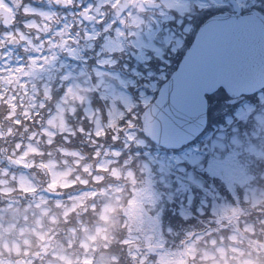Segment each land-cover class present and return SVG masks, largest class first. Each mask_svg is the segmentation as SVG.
I'll return each instance as SVG.
<instances>
[{
	"label": "clouds",
	"instance_id": "obj_1",
	"mask_svg": "<svg viewBox=\"0 0 264 264\" xmlns=\"http://www.w3.org/2000/svg\"><path fill=\"white\" fill-rule=\"evenodd\" d=\"M136 2L103 0L117 14ZM49 3L57 7L0 0V264H96L98 252L113 249L107 264H120L121 254L129 264H158L142 242L141 217L129 214L128 201L141 199L140 188L131 187V169L114 164L102 139L69 121L73 93L57 99L43 84L33 86L37 70L55 55L45 49L75 39L74 21L95 11L84 0ZM65 16H71L67 23ZM17 48L23 56L10 55ZM249 214L255 222H244ZM223 215L222 227L232 224L236 231L203 243L186 235L173 250L175 264H264V197Z\"/></svg>",
	"mask_w": 264,
	"mask_h": 264
},
{
	"label": "rangeland",
	"instance_id": "obj_2",
	"mask_svg": "<svg viewBox=\"0 0 264 264\" xmlns=\"http://www.w3.org/2000/svg\"><path fill=\"white\" fill-rule=\"evenodd\" d=\"M80 50H82V48ZM78 51L79 50L75 47L74 53L77 54ZM54 52L58 53L56 50ZM61 60L64 61L63 57ZM75 60L79 61V59ZM135 68L138 69V67ZM136 69L132 71L136 73ZM157 71V69L152 70L150 78L153 77ZM164 71L167 73L166 69H164ZM120 72H123V68L116 69L113 76L109 73V79L102 78L101 80L97 75L104 73V70H100L98 67L76 65L75 68H69L67 70L62 69L60 71V80L58 83L53 84L51 93L53 97L57 99L59 98V96H57L59 93L64 92L65 99H68L67 93H73L69 100V103L73 105L69 121L72 124L77 122L83 123L85 132H87L88 135L94 134L96 136L97 134L101 139L102 136H106L105 134L111 130L120 137L123 135L121 125L124 124L126 127L133 129L140 121L138 117L142 110L151 102L152 97L143 93L148 89H155L157 86L156 84L146 82L149 77L147 74H145V76H148L146 81L132 78L133 82L132 79L127 82H116V75L119 76ZM38 74H40V72H38ZM69 77L71 80H69ZM37 79L38 76L33 83H35ZM121 88L131 91L133 95ZM251 97H247L246 99L248 101L238 106L232 119L229 117L231 120L228 119L227 122L223 121V123L220 124V137H209L210 139L207 137L206 140L199 139L197 141V145L201 151L200 156H198V154L193 155L195 158H191V161H189L186 156H183L182 161H185L183 164L189 161L187 166L183 165L179 169L174 168L176 170L170 169L165 160H158L152 157L155 150L147 143L143 144L142 147L136 151L137 164L144 159H146L148 163L145 164L142 170V172L144 171L145 173L139 174L140 178H136L141 180L140 182H136V189L138 187L140 188L139 196L143 195L145 198H141L140 200L136 199V203L133 200H129V214L135 217H141L139 231L144 233V237H148V240H146L147 244L152 241L153 244L156 245L165 244L168 246L165 247L164 251L158 253V258L161 259L162 262L175 264L173 250L176 248L172 249V247L174 245L178 247L180 241L186 235L201 236L202 239L198 243L207 241L205 240L206 238L215 237L210 236L214 228L208 229L206 232L199 233V231L208 225H215V227L224 225L225 216L223 213L234 207V205L227 201H218V194L213 187L206 180L195 178L189 171L194 172L196 175L209 168H214L216 174L219 175L220 178H227L229 180L228 183L231 186V190L226 192V194H228L230 201L238 206L245 205L246 203L244 202L255 201L260 197H264V189L257 187V185L264 187V181L257 185L254 182L257 178V174L255 173H260L264 170V99H262V94L260 92L261 106L255 109L254 105L249 102L253 101ZM228 100L229 98L225 96L222 91L216 92L210 105L211 108L209 112V119L212 122H216L220 119L219 112L223 113V106L226 105L224 109H234L236 103L229 102ZM257 105L259 107V104ZM85 108L87 109L85 110ZM237 128L239 129L240 135L237 136L235 140H226V137H230L231 130ZM92 129L96 131L93 133ZM101 130H103V132ZM130 130H125L127 134L126 137H128L130 141L136 142V140H138L139 142H144L145 139L138 137V134H140L139 131ZM202 141L207 142L202 143ZM105 144L106 141H103V147ZM108 149L110 151V148ZM129 150L130 149L120 158V164L125 169L128 165L131 167V163H134L133 155H131L132 152ZM113 152L116 155L119 154V151L116 149H114ZM245 155H247V160H245ZM261 158H263V160ZM202 159H204L202 164L193 166ZM112 161L117 162L116 159ZM151 162L157 163L159 167L156 165L151 166ZM251 166L253 169H250ZM158 173L161 174V176ZM131 175L133 174L129 171V178H131ZM262 175L264 176V174ZM173 176L177 181L175 186L179 184L177 186L178 190L182 192L177 193L180 194L179 197H176L170 192H165V188H168L166 179L168 178L171 180ZM152 180H155V183ZM133 182V179H131L132 188L134 187ZM149 183L152 187L155 186L157 188H153L154 192L145 189L146 185ZM201 188L204 189L207 195L210 194L212 196L213 201H210L212 202L211 207H207V200L205 198L202 197L199 201V197L195 193V190L201 191ZM125 190H127V186ZM156 194L160 196L157 200V202H160L158 204L153 200ZM220 198H223V195H221ZM142 199L151 201V203H149L148 200L146 203H143V208L147 209L146 213H142L141 203L144 201ZM166 200L170 202L171 211L167 209ZM195 204L198 205V207H196ZM157 205L160 207H156ZM193 205H195L198 211H196ZM152 206L156 208L151 209ZM158 208H163V213L160 214ZM164 219H167L169 223H164ZM227 227L236 230L235 226L232 224H228ZM193 229L197 230L194 234L192 233ZM204 233H208V235H203ZM221 238H223V236H221ZM185 242L187 243V241ZM215 242L214 240L213 243ZM99 256L100 257L96 260V264H107L105 254H100Z\"/></svg>",
	"mask_w": 264,
	"mask_h": 264
},
{
	"label": "flooded vegetation",
	"instance_id": "obj_3",
	"mask_svg": "<svg viewBox=\"0 0 264 264\" xmlns=\"http://www.w3.org/2000/svg\"><path fill=\"white\" fill-rule=\"evenodd\" d=\"M84 2L90 5V11L93 7L95 8L93 15L88 19L81 17L79 23L74 21L71 34L75 39L68 41L62 48L45 49L46 52H54L56 50L58 53H55L50 62L37 70L40 72L37 75L38 86L40 87L41 84L44 87L52 86L57 83L55 81L60 79L58 74H60L62 69L75 68L79 64L104 70V73L97 75L101 80L102 78L109 79V73L113 76L116 69L123 68V72H120L119 76L116 75V82H127L132 78L146 81L149 76L146 82L157 85L155 89H148L143 93L151 96V101L156 97L160 86L166 81L165 77L178 67V61L183 57L181 53H185L191 45L190 41H193L195 37L194 30H197L196 23L200 17L210 12L215 13L216 9L234 13L237 6H239L241 13L245 9L258 12L261 4V0H137L136 3L129 4L117 14L113 11H107V5L103 3V0H84ZM30 4L35 9L57 7L55 4L49 3V0H30ZM253 5H257V8H252ZM60 11L67 13L69 10L60 9ZM125 12H127V16L124 15ZM77 14V10L73 9L72 15L75 16ZM20 19H26V17L18 18V24ZM69 19H71V16H65L62 22L67 23ZM75 47L79 50L77 54L74 53ZM81 48L82 50H80ZM14 55L19 57L23 56V53L15 49ZM62 57L64 61L61 60ZM45 59H47V56H45ZM75 59H79V61ZM15 62L20 63L22 61L17 59ZM41 63L43 62L41 61ZM135 67H138V69ZM133 69H136V73L132 71ZM154 69L158 71L150 78ZM164 69L167 70V73ZM145 74L148 76H145ZM69 80H71L70 77ZM162 81L163 83H161ZM127 92L132 94L131 91ZM141 120L142 118H140V123L138 124L139 129H141ZM139 129H137L141 134L139 138L145 139L144 142H130L128 145L138 149V146L147 143L155 150L152 157L158 160H165L169 168H172L173 163H177L178 167H181V165L187 166L188 163L183 164L185 162L182 161L183 156H186L189 161H191V158H195L193 154H186V150L183 147L166 148L153 142ZM206 142L202 141V143ZM134 151L136 152V150ZM200 155L201 151L198 156ZM202 162H204V159L197 162V164H202ZM153 165L159 167L157 163L151 162V166ZM207 171L201 178L207 180L214 190L219 191L215 169L209 168ZM189 173L199 179V174L195 175L192 171H189ZM159 175L161 176V174ZM134 176V187L132 189L135 191L136 174ZM152 181L155 183V180ZM166 183L168 188H165V192H170L179 197L180 194L177 193L182 192L178 190L177 186L179 184L175 186L177 183L176 178L174 176L171 180L167 178ZM153 188L157 189L149 183L145 189L154 192ZM140 197L145 198L143 195H140ZM202 197L207 200V207H211L212 202L210 201L213 200L209 196L202 194L199 196V201ZM158 198L160 196L156 194L153 198L154 202H157ZM142 200L145 201L146 199ZM133 201L136 203V199H133ZM148 202L151 203L149 200ZM195 205L193 207L198 210L196 208L198 205L196 207ZM167 206L168 211H171L169 201H167ZM156 207L160 206L157 205ZM156 207L152 206L151 209ZM158 211L163 213V208H158ZM165 223L168 224L169 221L166 219Z\"/></svg>",
	"mask_w": 264,
	"mask_h": 264
},
{
	"label": "snow or ice",
	"instance_id": "obj_4",
	"mask_svg": "<svg viewBox=\"0 0 264 264\" xmlns=\"http://www.w3.org/2000/svg\"><path fill=\"white\" fill-rule=\"evenodd\" d=\"M196 29L191 47L181 53L183 59L165 77L168 82L156 98L165 106L171 139L186 141L182 147L193 155L200 152L199 137L189 139L193 113L200 105L205 113L210 112L208 106L216 91H248L260 83L257 90L264 99V0L258 12L245 9L238 17H228L216 9L200 17ZM239 135L237 128L225 139L235 140Z\"/></svg>",
	"mask_w": 264,
	"mask_h": 264
},
{
	"label": "water",
	"instance_id": "obj_5",
	"mask_svg": "<svg viewBox=\"0 0 264 264\" xmlns=\"http://www.w3.org/2000/svg\"><path fill=\"white\" fill-rule=\"evenodd\" d=\"M223 14L228 16V17H238L241 15V13L239 11H237L236 14H233V13H223ZM194 40H195V38H194ZM186 52H187V50H186ZM167 82L168 81H166L164 84H166ZM164 84L162 85L161 88L164 87ZM260 87H261V84L257 83L252 90H248V91L233 92L228 88H224V89L227 91V93L231 97H234L236 99V101H239L245 95L257 92L258 91L257 89H259ZM213 91H214V89H213ZM159 95H160V92L158 93L156 98H158ZM156 98L144 110L143 127H142L143 131L153 141H155L159 144H162L164 146H168V147H180V146H182L183 144L186 143V141L174 142L171 139L170 134L166 128L167 114H166L165 106L162 104H159L157 102ZM207 121H208V113H205L204 112V106L200 105L198 108V111L193 113V119H192V123L190 125L191 135L189 136V139H195L205 129V127L207 125ZM148 248H150L154 252L156 250L163 249V246H148Z\"/></svg>",
	"mask_w": 264,
	"mask_h": 264
},
{
	"label": "trees",
	"instance_id": "obj_6",
	"mask_svg": "<svg viewBox=\"0 0 264 264\" xmlns=\"http://www.w3.org/2000/svg\"><path fill=\"white\" fill-rule=\"evenodd\" d=\"M240 103H237V106L239 105ZM226 107V105L225 106H223V108H225ZM236 108V107H235ZM225 111H227V113L228 112H230V110H232V109H230V108H227V109H224ZM142 113V112H141ZM229 114V113H228ZM226 113H223V114H221L220 115V120H217L216 122H212L211 120H210V128H214L215 129V127L216 126H218V125H220L221 123H223V121H227V117H226ZM139 118V120H140V116L138 117ZM121 130H122V134L123 133H125L124 131H125V129H123V128H121ZM209 131H211V129H209L208 130V132ZM217 131V130H216ZM207 132V131H206ZM106 136H102L101 137V139H102V141H106V145L105 146H107L109 143H111L112 141L114 142V140H116V139H114L113 138V136H114V133H113V131H109L108 133H106L105 134ZM100 139V137L98 138V140ZM118 140H120V139H117V141H115V142H118ZM143 173H144V171H143ZM243 219H244V222L245 223H249V222H255V220H254V217L251 215V214H249L248 216H246V217H243ZM204 229H201L202 231L201 232H205V231H207L208 229H211V228H214L213 229V231H211V234H210V236H215L217 239H222L221 238V236H223V238H225V236H226V234L231 230V231H233V232H235L236 230H234V229H232L231 227L229 228V227H222V226H220V227H215V225H208V226H206V227H203ZM193 233V232H192ZM149 234V233H148ZM209 237V236H208ZM146 240H148V237H144L143 236V238H142V241H146ZM205 240H208V238H206ZM152 242V241H151ZM180 246V245H179ZM178 246V247H179ZM168 247V246H167ZM177 247V245H174L173 247H172V249L173 248H178ZM111 251H114V249L113 250H110V251H104V250H101L100 252H98L97 254H96V260L98 259V257H100L99 255L100 254H105V256H106V258H107V256L110 254V252ZM159 253V252H158ZM105 258V259H106ZM104 261V260H103ZM97 262V261H96ZM120 264H129V261H128V258H127V256L125 255V254H121V258H120ZM145 264H147V262H145ZM158 264H167V263H164V262H162L161 261V259H159L158 258ZM169 264V263H168Z\"/></svg>",
	"mask_w": 264,
	"mask_h": 264
}]
</instances>
